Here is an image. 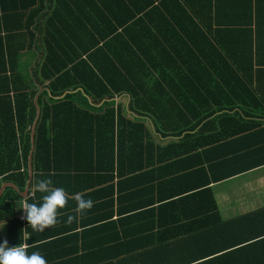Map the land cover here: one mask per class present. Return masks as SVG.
I'll return each instance as SVG.
<instances>
[{
    "label": "trees",
    "instance_id": "obj_1",
    "mask_svg": "<svg viewBox=\"0 0 264 264\" xmlns=\"http://www.w3.org/2000/svg\"><path fill=\"white\" fill-rule=\"evenodd\" d=\"M85 4L0 0V187L18 189L3 191L0 223H9L12 245L23 244L20 208L40 204L34 185L51 178L94 206L80 215L70 199L58 222L71 225L58 229L59 237L29 241L32 252L60 248L70 236L77 240L70 255L48 264H146L153 255L124 240L151 229L155 207L174 198L141 201L159 165L248 140L216 157L226 159L227 171L212 178L264 164V0L119 1L128 15H107L113 4L95 0L92 31L80 28ZM160 81L170 95L155 91ZM36 105L33 179L23 198ZM139 217L150 226L136 224Z\"/></svg>",
    "mask_w": 264,
    "mask_h": 264
},
{
    "label": "crops",
    "instance_id": "obj_2",
    "mask_svg": "<svg viewBox=\"0 0 264 264\" xmlns=\"http://www.w3.org/2000/svg\"><path fill=\"white\" fill-rule=\"evenodd\" d=\"M94 1L85 0L86 4L81 12L85 20L80 27L83 31H92L93 26L97 24L88 16L97 14ZM119 1L121 0H107V3L113 6L110 5L109 11L105 13L107 15L130 14L127 6H118ZM135 2L141 4L144 0H135ZM202 14L207 15V12ZM208 21H210L209 18ZM14 24L15 22H8L10 27ZM118 30L121 28L119 27ZM187 32L189 34V31ZM4 36L0 15V38L4 39ZM200 47L202 49V46ZM165 51H167L166 48L164 53ZM25 58L26 56L22 58V62ZM168 59L172 60L170 56ZM190 63H187V67ZM187 75V81L193 80V75L188 71ZM157 88L155 91L159 95H170V88H166L165 81H160ZM41 91L36 95H39ZM186 94L188 98H193V88L187 89ZM116 99L123 103L121 98ZM127 101L125 110L128 108ZM160 108L164 109V106ZM192 110V105L188 103L187 111ZM234 111L240 113L238 110ZM251 142L248 140L235 143L232 147H224V149H212L199 154L191 153L159 165L154 174L156 178L152 192H148L141 201H149L152 198L158 202L174 198L165 200L159 205L156 204V216L153 217L155 224L151 229L139 231L136 235L130 236L126 233L127 239L124 242L131 241L137 249L143 248L142 251L138 250L139 254L148 256L152 254L153 259L146 260V264H264V237H262L264 235V164L243 172L231 173L219 179L212 178L226 170L224 167L226 159H216L217 156L226 154L230 148H238ZM155 143L160 144L157 140ZM228 157L231 158L229 155ZM210 194L213 197V203ZM25 217L26 214L22 209V242L27 245L28 254L32 253L29 241L33 240V245L45 241L51 237H43L49 232H55L54 237H59L58 229L71 225L58 222L57 225L60 227H50L44 232H36ZM112 219H116V215ZM135 222L138 225L144 224L147 228L151 221L148 218L139 217ZM0 227H3L0 228V243L7 240L9 247H14L10 239L9 223L2 222ZM67 237L69 238H62L64 243L60 248L41 254L47 259L69 256L77 240L74 237ZM70 240H73V245Z\"/></svg>",
    "mask_w": 264,
    "mask_h": 264
},
{
    "label": "clouds",
    "instance_id": "obj_3",
    "mask_svg": "<svg viewBox=\"0 0 264 264\" xmlns=\"http://www.w3.org/2000/svg\"><path fill=\"white\" fill-rule=\"evenodd\" d=\"M33 190L43 194L42 202L40 204L24 202L20 209L24 210L25 218L36 232H44L54 227L58 223L60 210L67 206L70 199L76 201L75 211L80 215L94 206L91 198L86 199L82 193L70 196L65 188L54 186L51 178L37 180ZM73 219L74 217L70 216L69 222ZM0 264H48V261L39 251L28 254L25 244L9 247L7 240H4L0 243Z\"/></svg>",
    "mask_w": 264,
    "mask_h": 264
},
{
    "label": "water",
    "instance_id": "obj_4",
    "mask_svg": "<svg viewBox=\"0 0 264 264\" xmlns=\"http://www.w3.org/2000/svg\"><path fill=\"white\" fill-rule=\"evenodd\" d=\"M41 91V88L39 90V92ZM38 94V93H37ZM38 95H36L34 97V102L36 103V98H37ZM39 115H40V109L39 107L36 105V116L32 122V125H31V130H30V143H31V147H30V155H29V180L27 182V185H26V188H25V191L22 193V196L24 198L28 197L29 195V191H30V186H31V182H32V179H33V164H32V161H33V152H34V149H35V143H34V133H35V126H36V123H37V120L39 118ZM7 187H13L15 190L18 191L17 187L12 184V183H3L0 187V199L3 195V191H5Z\"/></svg>",
    "mask_w": 264,
    "mask_h": 264
}]
</instances>
